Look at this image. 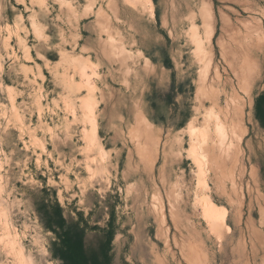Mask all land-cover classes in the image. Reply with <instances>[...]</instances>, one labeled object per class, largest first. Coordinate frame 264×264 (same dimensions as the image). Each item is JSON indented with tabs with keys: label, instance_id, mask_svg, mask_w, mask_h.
<instances>
[{
	"label": "rangeland",
	"instance_id": "374dc122",
	"mask_svg": "<svg viewBox=\"0 0 264 264\" xmlns=\"http://www.w3.org/2000/svg\"><path fill=\"white\" fill-rule=\"evenodd\" d=\"M107 5L0 0V264H62L44 214L56 204L87 222L93 246L90 227L111 218L112 264H169L193 210L201 227L242 236L259 264L264 78L245 82L228 63L264 59V0H126L116 42ZM176 97L160 117L158 102Z\"/></svg>",
	"mask_w": 264,
	"mask_h": 264
},
{
	"label": "clouds",
	"instance_id": "9594fccd",
	"mask_svg": "<svg viewBox=\"0 0 264 264\" xmlns=\"http://www.w3.org/2000/svg\"><path fill=\"white\" fill-rule=\"evenodd\" d=\"M212 59V52L209 49L208 62ZM226 63H228L226 61ZM228 68H232L234 72L238 73V79L243 77L244 81L255 75L264 78V59H260L258 66L252 70L245 64H239L234 57L232 63H228ZM177 69H183V65L177 64ZM227 71V69L225 70ZM241 91H244L243 85ZM166 95V90H165ZM182 98L176 97L172 107H169L166 102H158V115L165 120L172 118L174 114L175 104L181 103ZM158 134V131H157ZM179 183V178L177 184ZM177 185H172L170 198L177 204L181 202V196L176 191ZM198 212L193 210L191 216L184 217V223L180 225L178 231H181L179 241L175 247L178 250L179 256L172 253L171 248H168V254L171 256L169 264H220L222 254L231 249L233 258L230 264H256L255 261H249L247 258L248 242L241 236L236 239V235L227 224L221 223L216 228H203L194 220L198 216ZM239 228L238 225H236ZM195 241V242H193ZM264 248V244L261 245ZM252 252H256V244H252ZM259 264H264V257L259 259Z\"/></svg>",
	"mask_w": 264,
	"mask_h": 264
},
{
	"label": "trees",
	"instance_id": "16d2710c",
	"mask_svg": "<svg viewBox=\"0 0 264 264\" xmlns=\"http://www.w3.org/2000/svg\"><path fill=\"white\" fill-rule=\"evenodd\" d=\"M46 224L55 235L53 240V255L62 260V264H112L110 242L112 236V220L107 223L108 228L91 226L96 230L98 227L101 235L96 246L86 243L84 235L87 231V222L80 223L76 220L69 223L62 214L59 204L51 205L45 209Z\"/></svg>",
	"mask_w": 264,
	"mask_h": 264
},
{
	"label": "crops",
	"instance_id": "0c3cea01",
	"mask_svg": "<svg viewBox=\"0 0 264 264\" xmlns=\"http://www.w3.org/2000/svg\"><path fill=\"white\" fill-rule=\"evenodd\" d=\"M121 3H126V0H107V15L108 17V28L110 29V27L112 26V32L113 30L115 31V29H113V27H115V21H118V13L120 10V5ZM106 15V14H105ZM103 27V33H105L106 31V23L103 22L102 24ZM118 34L117 31L114 32V35L112 36L114 42H116V35ZM110 39V38H109ZM110 41V40H109ZM29 56L32 58V53L31 50L29 51Z\"/></svg>",
	"mask_w": 264,
	"mask_h": 264
},
{
	"label": "bare ground",
	"instance_id": "6f19581e",
	"mask_svg": "<svg viewBox=\"0 0 264 264\" xmlns=\"http://www.w3.org/2000/svg\"><path fill=\"white\" fill-rule=\"evenodd\" d=\"M77 1V0H76ZM79 1V0H78ZM110 1V0H109ZM137 1V0H136ZM86 2V1H85ZM131 2V1H130ZM131 4V3H130ZM106 11V10H105ZM68 17V16H67ZM58 18V17H57ZM69 20V19H68ZM83 73V71H82ZM219 73V72H218ZM86 74V73H84ZM90 74V73H89ZM220 74V73H219ZM87 76V75H86ZM224 76V75H223ZM88 79V78H87ZM75 83V82H74ZM82 85V84H81ZM89 85V84H88ZM225 95V94H224ZM202 102V101H201ZM214 108V107H213ZM72 114V113H71ZM214 114V113H213ZM203 115V114H202ZM234 117V116H233ZM87 118V117H86ZM89 119V118H88ZM94 122V121H93ZM84 129V128H83ZM85 132V131H84ZM127 141V140H126ZM214 143V142H213ZM214 145V144H213ZM128 148V147H127ZM207 149V148H206ZM213 169V168H212ZM168 203V202H167ZM219 209L216 208V205L211 203L210 205L208 204V213L209 216L211 217V220L215 222V219L219 217ZM221 213V212H220ZM223 214V213H222ZM216 223V222H215ZM211 224V223H210Z\"/></svg>",
	"mask_w": 264,
	"mask_h": 264
}]
</instances>
